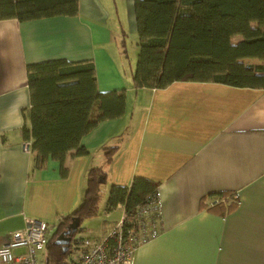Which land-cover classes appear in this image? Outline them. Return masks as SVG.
Listing matches in <instances>:
<instances>
[{
	"label": "crops",
	"instance_id": "crops-1",
	"mask_svg": "<svg viewBox=\"0 0 264 264\" xmlns=\"http://www.w3.org/2000/svg\"><path fill=\"white\" fill-rule=\"evenodd\" d=\"M77 1L74 16L0 19V246L27 218L49 223V237L79 205L88 170L99 166L106 195L109 184L129 185L135 176L157 183L160 231L130 264H264V88L174 81L134 91L133 69L124 72L107 47L104 0ZM133 1L125 0L126 13L136 32ZM54 58L92 60L97 88L124 89L126 108L81 137L87 152L70 150L62 162L49 157L35 168L22 137L26 65ZM107 147H115L110 162ZM221 191L237 197L235 208L228 209L229 195L224 208L208 207L209 195ZM122 211L118 204L98 232L82 235L101 237Z\"/></svg>",
	"mask_w": 264,
	"mask_h": 264
},
{
	"label": "trees",
	"instance_id": "trees-1",
	"mask_svg": "<svg viewBox=\"0 0 264 264\" xmlns=\"http://www.w3.org/2000/svg\"><path fill=\"white\" fill-rule=\"evenodd\" d=\"M77 0H0V19L36 20L74 16ZM133 12L138 53L131 87L162 88L174 81L219 82L238 87L264 88V0H134ZM124 33V32H122ZM121 53L126 57L124 40ZM30 106L22 137L30 141L35 168L49 157L64 159L70 150L85 153L81 137L99 121L118 118L126 108L124 89L100 91L92 60L54 58L26 65ZM115 147L105 148L107 162ZM66 169L63 168V174ZM106 173L91 167L77 208L62 215L47 239L45 264H65L72 243L63 251L55 242L73 216L80 220L76 233L84 230V218L96 216L103 197ZM157 183L142 176L129 185L108 186L106 211L118 204L132 215L136 206L156 191ZM232 192L211 193L217 199L210 209L224 208Z\"/></svg>",
	"mask_w": 264,
	"mask_h": 264
},
{
	"label": "built area",
	"instance_id": "built-area-1",
	"mask_svg": "<svg viewBox=\"0 0 264 264\" xmlns=\"http://www.w3.org/2000/svg\"><path fill=\"white\" fill-rule=\"evenodd\" d=\"M23 145L29 149L30 141H24ZM216 202L212 198L208 204ZM51 228L44 220L27 218L23 227L11 231L8 240L0 246V264H39ZM159 231L156 195H149L132 215L126 214L123 207L122 214L101 237L77 235L76 240L71 239L72 248L65 264H130L138 246Z\"/></svg>",
	"mask_w": 264,
	"mask_h": 264
},
{
	"label": "rangeland",
	"instance_id": "rangeland-1",
	"mask_svg": "<svg viewBox=\"0 0 264 264\" xmlns=\"http://www.w3.org/2000/svg\"><path fill=\"white\" fill-rule=\"evenodd\" d=\"M104 3L110 13V18L107 21L106 29L109 33V38L107 40V47L114 55H117L116 59L119 62L120 68L128 73L129 68L132 70L134 68L138 47L136 45L137 37L136 33L131 31V27L127 20V9L125 0H104ZM120 23L122 27L120 28ZM124 32V33H122ZM125 42L126 57L121 53V41ZM112 49V50H111ZM130 83H131V79ZM104 188V187H103ZM106 192V190H105ZM106 193L103 194L101 201L99 202V212L96 216L84 218L82 221V227L84 230H80L76 235L91 234L98 232L99 224L105 223L109 220L108 215L103 208L105 203ZM95 237V236H93ZM44 252L39 255V264H45L44 262Z\"/></svg>",
	"mask_w": 264,
	"mask_h": 264
},
{
	"label": "water",
	"instance_id": "water-1",
	"mask_svg": "<svg viewBox=\"0 0 264 264\" xmlns=\"http://www.w3.org/2000/svg\"><path fill=\"white\" fill-rule=\"evenodd\" d=\"M79 224H80L79 218L73 216L70 222L66 225V227L56 237L55 242L62 246L63 251H65L68 248L72 239L71 233L76 232Z\"/></svg>",
	"mask_w": 264,
	"mask_h": 264
}]
</instances>
